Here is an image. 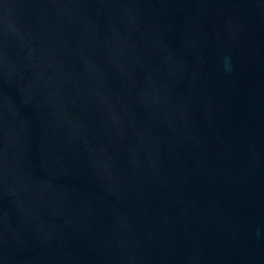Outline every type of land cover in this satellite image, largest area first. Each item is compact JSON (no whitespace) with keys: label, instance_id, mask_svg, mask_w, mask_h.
<instances>
[{"label":"water","instance_id":"1","mask_svg":"<svg viewBox=\"0 0 264 264\" xmlns=\"http://www.w3.org/2000/svg\"><path fill=\"white\" fill-rule=\"evenodd\" d=\"M0 264H264V0H0Z\"/></svg>","mask_w":264,"mask_h":264}]
</instances>
